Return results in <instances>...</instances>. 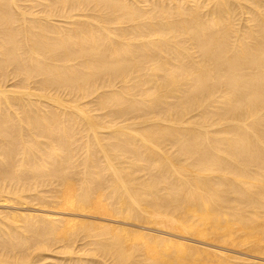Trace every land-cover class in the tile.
<instances>
[{
    "label": "bare ground",
    "instance_id": "bare-ground-1",
    "mask_svg": "<svg viewBox=\"0 0 264 264\" xmlns=\"http://www.w3.org/2000/svg\"><path fill=\"white\" fill-rule=\"evenodd\" d=\"M0 264H264V0H0Z\"/></svg>",
    "mask_w": 264,
    "mask_h": 264
},
{
    "label": "rangeland",
    "instance_id": "rangeland-1",
    "mask_svg": "<svg viewBox=\"0 0 264 264\" xmlns=\"http://www.w3.org/2000/svg\"><path fill=\"white\" fill-rule=\"evenodd\" d=\"M79 240H80V239H79ZM79 240H78V242H77V245H80V244H81V240H80V241H79ZM79 242H80V243H79ZM54 252L56 253V251H53L52 254H55ZM58 256H60V255H58ZM61 257H67V255H66V256H65V255H62Z\"/></svg>",
    "mask_w": 264,
    "mask_h": 264
}]
</instances>
